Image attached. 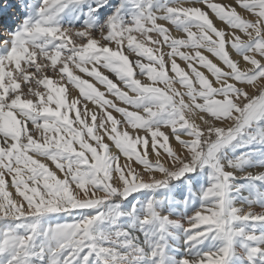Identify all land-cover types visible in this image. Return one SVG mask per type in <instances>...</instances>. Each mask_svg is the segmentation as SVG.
<instances>
[{"label": "snow or ice", "instance_id": "snow-or-ice-1", "mask_svg": "<svg viewBox=\"0 0 264 264\" xmlns=\"http://www.w3.org/2000/svg\"><path fill=\"white\" fill-rule=\"evenodd\" d=\"M8 7L0 264H264V0Z\"/></svg>", "mask_w": 264, "mask_h": 264}, {"label": "rangeland", "instance_id": "rangeland-1", "mask_svg": "<svg viewBox=\"0 0 264 264\" xmlns=\"http://www.w3.org/2000/svg\"><path fill=\"white\" fill-rule=\"evenodd\" d=\"M16 2L17 0H4V4H0V8H3L5 5H15ZM219 2L228 3L230 0H219ZM18 15L19 14L15 7H8L4 14H0V30H2L5 26H14L17 22ZM216 26L218 28L224 27L219 22L216 23ZM241 67H243V64ZM237 206L239 207L240 205L238 204ZM257 211H259V209Z\"/></svg>", "mask_w": 264, "mask_h": 264}, {"label": "bare ground", "instance_id": "bare-ground-1", "mask_svg": "<svg viewBox=\"0 0 264 264\" xmlns=\"http://www.w3.org/2000/svg\"><path fill=\"white\" fill-rule=\"evenodd\" d=\"M182 66H183V65H182ZM241 66H242V65H241ZM245 210H247V209H245ZM252 210H253V211H257L258 209L254 207Z\"/></svg>", "mask_w": 264, "mask_h": 264}]
</instances>
